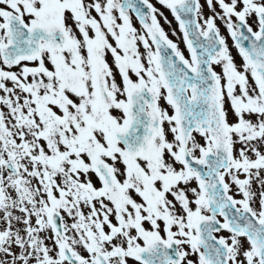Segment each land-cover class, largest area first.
<instances>
[{
    "label": "snow or ice",
    "instance_id": "obj_1",
    "mask_svg": "<svg viewBox=\"0 0 264 264\" xmlns=\"http://www.w3.org/2000/svg\"><path fill=\"white\" fill-rule=\"evenodd\" d=\"M156 4L0 0V264H264V0Z\"/></svg>",
    "mask_w": 264,
    "mask_h": 264
},
{
    "label": "rangeland",
    "instance_id": "obj_2",
    "mask_svg": "<svg viewBox=\"0 0 264 264\" xmlns=\"http://www.w3.org/2000/svg\"><path fill=\"white\" fill-rule=\"evenodd\" d=\"M154 1L156 2V0H154ZM203 2H204V0H203ZM157 5H158V4H157ZM217 8H218V7H217ZM217 10H218V9H217ZM161 11H162V12L164 13V15L168 18V20L171 21V27H170L169 24L165 23L164 20H163V18H162V20H163V25H162V27L165 29V31H166L169 35H172V29H177V36H175V38L177 39V41H181L180 39H178V37H180V33H179V31H178V28H177V25H176L175 21L173 20V18H172L171 16H169L168 13L164 12L163 10H161ZM206 14H210V13L207 12V8H206ZM137 26H138V25H137ZM220 26L223 27L221 21H220ZM221 32H222V34L227 35L225 29L221 28ZM229 40H230V39H229ZM230 41H231V40H230ZM180 44L182 45L183 43L180 42ZM229 45H230V44H229ZM183 47L185 48V45H183ZM230 47H231V45H230ZM232 51H233V55L235 56L236 54L234 53V50H233V49H232ZM237 62H239V58H238V57H237Z\"/></svg>",
    "mask_w": 264,
    "mask_h": 264
},
{
    "label": "flooded vegetation",
    "instance_id": "obj_3",
    "mask_svg": "<svg viewBox=\"0 0 264 264\" xmlns=\"http://www.w3.org/2000/svg\"><path fill=\"white\" fill-rule=\"evenodd\" d=\"M158 8H160V10H163L164 12H166V13L169 14L168 10L165 9V8H162L159 4H158ZM160 19H161V24H163V20H162V18H160Z\"/></svg>",
    "mask_w": 264,
    "mask_h": 264
}]
</instances>
